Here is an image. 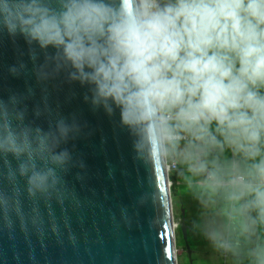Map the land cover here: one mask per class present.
Instances as JSON below:
<instances>
[{
	"label": "clouds",
	"instance_id": "clouds-1",
	"mask_svg": "<svg viewBox=\"0 0 264 264\" xmlns=\"http://www.w3.org/2000/svg\"><path fill=\"white\" fill-rule=\"evenodd\" d=\"M0 31L87 85L93 106L119 109L136 157L164 169L169 189L174 172L201 205L223 200L227 235L208 233L217 251L264 264V0H0ZM68 128L45 129L15 96L0 99V159L13 185L0 210H18V178L29 197L57 192Z\"/></svg>",
	"mask_w": 264,
	"mask_h": 264
},
{
	"label": "water",
	"instance_id": "water-1",
	"mask_svg": "<svg viewBox=\"0 0 264 264\" xmlns=\"http://www.w3.org/2000/svg\"><path fill=\"white\" fill-rule=\"evenodd\" d=\"M85 95L88 86L70 81L67 71L53 73L39 48L0 31V99L15 96L26 119L45 129L61 120L69 126L60 145L69 159L57 192L29 197L18 178V210H0V264H177L165 170L153 173L136 157L119 109L110 116ZM5 172L0 159V192L12 195ZM188 260L192 264L189 255Z\"/></svg>",
	"mask_w": 264,
	"mask_h": 264
},
{
	"label": "rangeland",
	"instance_id": "rangeland-1",
	"mask_svg": "<svg viewBox=\"0 0 264 264\" xmlns=\"http://www.w3.org/2000/svg\"><path fill=\"white\" fill-rule=\"evenodd\" d=\"M181 184H183L182 181ZM179 198L181 199V196H179ZM182 205L183 208L186 209V222H188L189 226L191 227V230L187 233V237L188 239H196L198 242H194L193 245L189 247V254L187 253V250L177 246L175 258L177 264H189L188 255L190 256V261L196 264H229L228 261L230 256L225 255L220 251L213 253L212 251L215 248L212 246L208 238V233H210L214 228L217 230L221 229V231L227 235L226 227L224 226V217L222 214V209L224 208L223 200L218 197L216 198L214 204L203 206L197 202L196 198H186L182 202ZM179 211H181V208L180 210L176 209V213H173V230L175 234L176 245L179 242L178 229H181V225H179L177 217ZM204 249L210 250V252H207ZM231 263L238 264L235 259H233Z\"/></svg>",
	"mask_w": 264,
	"mask_h": 264
},
{
	"label": "crops",
	"instance_id": "crops-1",
	"mask_svg": "<svg viewBox=\"0 0 264 264\" xmlns=\"http://www.w3.org/2000/svg\"><path fill=\"white\" fill-rule=\"evenodd\" d=\"M226 155H228L229 157H231V152L228 151L226 153ZM170 180L172 181L171 183V187H170V193L172 194V206L174 207V213H176V209H179L181 208V211H179L178 216H180V212L182 214H185V211L183 210V205H182V202L186 199V198H192L194 199V195L191 191H186L185 188H184V185L181 184V181L179 180V178L177 177V175L175 173H172V175L170 176ZM179 196H181V199L179 198ZM176 203V205H175ZM225 207V205H224ZM224 217V226L226 227L227 226V219L226 217L223 215ZM215 229V228H214ZM220 229V228H219ZM221 230V229H220ZM241 241L243 243V239L241 238ZM205 250V249H204ZM207 252H210V250H205ZM213 253H216L217 250L216 249H213L212 251ZM230 256L229 258V264H233L231 263V261L234 259L231 255H228ZM192 264H196V263H192ZM212 264V263H210Z\"/></svg>",
	"mask_w": 264,
	"mask_h": 264
},
{
	"label": "trees",
	"instance_id": "trees-1",
	"mask_svg": "<svg viewBox=\"0 0 264 264\" xmlns=\"http://www.w3.org/2000/svg\"><path fill=\"white\" fill-rule=\"evenodd\" d=\"M183 210L186 212V209L183 208ZM178 222H179V225L183 224L184 227H185V230H186V242L189 245V247L191 245H193L194 242H198L196 239H193V238L188 239V237H187V233L191 230V227L189 226L188 222H186L185 214H182L180 212V216H178ZM178 233H179V242H178L177 245L182 246L184 248V250H185V241H184V239L182 237V230L178 229Z\"/></svg>",
	"mask_w": 264,
	"mask_h": 264
},
{
	"label": "bare ground",
	"instance_id": "bare-ground-1",
	"mask_svg": "<svg viewBox=\"0 0 264 264\" xmlns=\"http://www.w3.org/2000/svg\"><path fill=\"white\" fill-rule=\"evenodd\" d=\"M171 206H172V204H171ZM172 213H174V207L173 206H172ZM172 225H173V229H174V221H173Z\"/></svg>",
	"mask_w": 264,
	"mask_h": 264
}]
</instances>
